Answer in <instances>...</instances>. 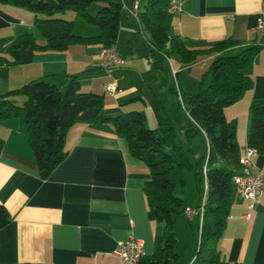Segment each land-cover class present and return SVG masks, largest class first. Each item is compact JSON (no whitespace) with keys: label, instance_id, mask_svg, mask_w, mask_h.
I'll return each instance as SVG.
<instances>
[{"label":"crops","instance_id":"obj_1","mask_svg":"<svg viewBox=\"0 0 264 264\" xmlns=\"http://www.w3.org/2000/svg\"><path fill=\"white\" fill-rule=\"evenodd\" d=\"M119 1L126 10L133 2ZM94 7L98 10L101 6ZM43 16L0 3V94L39 77L64 90L68 78L77 76L82 91L104 94L106 116L136 110L145 115V127L154 128L163 120L181 133L195 125L196 135H201L206 147L195 154H205L208 164L220 162L210 151L204 131L185 111L178 123L165 119L167 106L175 105L172 110L176 115L181 109L180 96L169 91V84L173 82L178 92L196 91L216 53L193 63L174 64L154 48L151 36L141 31L142 40L138 41L132 16L123 18V12L115 47L124 63L108 72L99 66L100 46L95 44H71L62 51L31 47L7 51L8 44L20 34L31 32L42 42L34 20ZM57 16L71 20L75 34L99 33L98 27L85 23L71 10ZM262 16L264 0H184L181 11L170 12L168 20L172 37L185 41L190 48L204 49L225 38L241 45H260L263 34L255 26ZM152 48L156 55L150 58ZM14 59L16 64L9 63ZM244 72L253 81L252 89L223 109L225 118L236 122L235 167L231 164L235 170L240 169L238 160L247 145L250 102L253 98L264 100V46L260 45ZM111 82L115 91L104 93L103 85ZM12 99L16 104L24 101L23 96ZM93 115L92 108L77 115L65 136L67 156L44 180L39 176L24 124L17 118L0 121V204L13 216L0 229V264H121L114 252L118 243L129 239L141 241L145 255L154 252L156 225L148 218L143 191L150 179L148 167L130 154L126 140L115 133L110 122L95 123ZM252 162L264 173L263 153H257ZM191 202L184 203L183 208L196 207L198 195ZM247 212V199L233 189L225 230L216 242L221 264H264V188L249 218H245ZM180 214L187 218L183 212L176 214L174 230L181 222ZM187 220L189 228L193 220L197 222ZM187 240L189 256L175 249L180 264L193 251L191 237Z\"/></svg>","mask_w":264,"mask_h":264},{"label":"trees","instance_id":"obj_2","mask_svg":"<svg viewBox=\"0 0 264 264\" xmlns=\"http://www.w3.org/2000/svg\"><path fill=\"white\" fill-rule=\"evenodd\" d=\"M169 1L145 0L139 6V23L147 29L154 48L164 57L177 55L182 63L189 64L201 56L217 54L202 73L196 91L178 92L173 82L169 84V91L180 96L178 106L204 131L210 148L220 159L219 163L208 164L206 156L195 153L192 161L188 160L185 157L187 150L177 138V131L163 120L156 127L147 128L144 126L145 115L136 110L106 116L104 94L82 91L77 76L68 78L64 90L39 77L1 93L0 121L17 118L24 124L42 180L67 156L65 136L81 111L92 108L95 123L112 124L115 133L126 140L130 154L142 160L150 174L143 191L148 218L156 225L155 249L151 255L141 257L137 264H180L175 252L177 240L173 218L184 211L185 172L192 171L199 184V194L205 192V198L201 224L197 220V247L184 264H221L216 242L225 230L234 189L232 179L238 173L231 167L236 151V122L227 120L223 109L252 89L253 81L244 70L253 62L260 45H241L234 39L225 38L208 48H190L185 41L170 34ZM0 3L44 15L34 20L42 42L31 32L20 34L8 44L9 52L20 47L62 51L71 44L116 45L123 11L119 0H0ZM93 3L101 4L94 14L88 11ZM67 10L75 12L85 23L97 26L99 33L92 36L75 34L73 22L57 16ZM155 55V50L150 49L149 57ZM0 59L3 60L1 56ZM17 62L14 59L9 63ZM13 96H23L24 101L16 104ZM249 109L252 121L247 145L264 154V100L253 98ZM196 131L197 127L192 125L181 134L190 142ZM202 195H199L198 205ZM12 218V214L0 204V229Z\"/></svg>","mask_w":264,"mask_h":264},{"label":"built area","instance_id":"obj_3","mask_svg":"<svg viewBox=\"0 0 264 264\" xmlns=\"http://www.w3.org/2000/svg\"><path fill=\"white\" fill-rule=\"evenodd\" d=\"M184 0H170L168 12H179L182 9ZM139 1L133 0L131 6L127 8L128 13L136 22L139 23ZM255 30L263 34L264 39V16L259 17L256 21ZM264 46V42L260 44ZM99 66L105 71H110L115 66H121L124 59L119 55L115 46L100 47L97 52ZM175 74V71H172ZM115 83L111 82L103 85L104 93H113L115 91ZM257 154L254 147L246 145L243 154L239 157L240 169L233 176V185L236 193L247 199L248 212L245 218H249L251 211L259 202L261 192L264 188V173L256 168L252 159ZM205 192L202 195L201 203L194 207H185L183 213L188 219H197L200 224L203 216V201ZM114 254L120 259L121 264H137L141 257L145 255L143 243L136 239H129L118 243Z\"/></svg>","mask_w":264,"mask_h":264},{"label":"rangeland","instance_id":"obj_4","mask_svg":"<svg viewBox=\"0 0 264 264\" xmlns=\"http://www.w3.org/2000/svg\"><path fill=\"white\" fill-rule=\"evenodd\" d=\"M143 4L145 2V0H141ZM96 5H99L101 6V4L99 3H93L89 6L88 8V11L92 14L96 13L97 10H95L94 6ZM123 18L127 15H129L128 11L124 8L123 9ZM135 26H136V36H137V39L138 41H141L142 40V33L143 35H145L146 37H150L149 35V32L147 31V29L143 26V24L141 23H138L136 22L135 19H133V21H131ZM97 27V26H96ZM142 31V33H141ZM122 47V46H121ZM136 49V48H135ZM121 50L123 52H126V49L123 47L121 48ZM171 59V61L176 64L175 62H179L180 64H182V62L180 61V58L177 56V55H173L171 57H169ZM167 66H169V63L167 62L166 63ZM184 64V63H183ZM170 69V68H169ZM176 71V70H174ZM209 80V79H208ZM12 100V99H11ZM174 100V99H173ZM22 103V102H21ZM178 103V100L176 99L174 104H177ZM20 104V102H19ZM175 105H173V107H168L167 106V109H166V114H165V119H167L166 121L169 122V119L174 122V123H178L179 121V118H184V110L181 108L177 111V115L173 112L172 109H175L174 107ZM148 123L144 124L147 125ZM176 126V124H173ZM174 126V127H175ZM176 129H178L177 127H175ZM177 138L179 139V141H181V145L184 149H186V153H185V157L192 161V157H193V153L196 152V150H201V149H204L205 150V142H204V139H202L201 135L198 134V135H195L193 136L191 139H190V142L186 141L185 138H183L182 134H181V131H177ZM211 152H214L213 149H210ZM200 153V152H199ZM203 153V152H202ZM215 154V153H214ZM205 156V154H204ZM235 161L232 162V167H235ZM198 188H199V184H198V181L196 180L195 176H194V173L192 171H186L185 172V189H184V194H183V205L184 203H186L187 201L189 203H193L191 202V199L197 197L198 195V199L200 198V196L202 194H199V191H198ZM200 195V196H199ZM190 199V200H189ZM179 218L181 219V222L179 221V224L176 223L175 225V237H176V240L178 242V245H177V248H175L176 250H181L182 253H184L185 255L189 256L188 253H189V249H190V243L188 242V236L191 237L192 239V243H193V251L190 255V257L192 255H194V252H195V248L197 247V242H198V224L196 221H192L190 227L189 228V222L187 220V218H185L183 216V214H180ZM174 219H178L176 216L174 217ZM175 250V252L177 253V251ZM188 257V259L190 258ZM187 260H184V261H181L183 262V264L186 262Z\"/></svg>","mask_w":264,"mask_h":264}]
</instances>
